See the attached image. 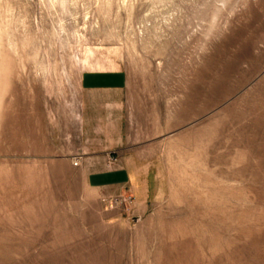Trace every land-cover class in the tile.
<instances>
[{"label":"rangeland","instance_id":"rangeland-1","mask_svg":"<svg viewBox=\"0 0 264 264\" xmlns=\"http://www.w3.org/2000/svg\"><path fill=\"white\" fill-rule=\"evenodd\" d=\"M99 68L132 179L64 156ZM0 264H264V0H0Z\"/></svg>","mask_w":264,"mask_h":264},{"label":"crops","instance_id":"crops-1","mask_svg":"<svg viewBox=\"0 0 264 264\" xmlns=\"http://www.w3.org/2000/svg\"><path fill=\"white\" fill-rule=\"evenodd\" d=\"M79 93L78 105L66 122L65 137L72 147L64 156L81 166L98 164L90 177L132 179L135 175L127 164L114 167L127 162L130 146L139 137L132 132L139 105L131 102L129 74L123 68L84 70Z\"/></svg>","mask_w":264,"mask_h":264}]
</instances>
